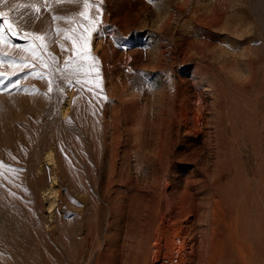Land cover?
<instances>
[{"label": "rangeland", "instance_id": "obj_1", "mask_svg": "<svg viewBox=\"0 0 264 264\" xmlns=\"http://www.w3.org/2000/svg\"><path fill=\"white\" fill-rule=\"evenodd\" d=\"M49 3L10 13L6 39L80 10ZM101 20L102 93L45 95L30 67L0 66V264H167L152 251L167 199L193 252L171 264H264V0H103Z\"/></svg>", "mask_w": 264, "mask_h": 264}, {"label": "snow or ice", "instance_id": "obj_2", "mask_svg": "<svg viewBox=\"0 0 264 264\" xmlns=\"http://www.w3.org/2000/svg\"><path fill=\"white\" fill-rule=\"evenodd\" d=\"M55 2L58 4L62 0H55ZM74 2L80 7L78 12L71 15L52 14L51 16L53 22L65 21L68 25L67 27H61L53 23L49 31L25 30L22 38L27 43L15 44L5 37V25L7 30L11 31L13 35L17 34V29L14 27L10 13L18 7L30 8L39 13L44 4L49 7H51V4L49 0H43V4L39 0H29L28 3H13L10 7H6L7 0H0V18L4 20V24L0 25V66L7 63L9 66L20 67L21 69L30 67L29 76H39L41 79L47 78L48 88L45 95L52 91L63 93L62 84L73 86V81L76 85H81L82 87L87 85L89 90H92L94 85L102 93L100 61L97 56L91 53L90 44L93 34L101 32L103 0H95V2L93 0H74ZM53 32L61 38L57 42L62 51L66 49V44L62 41H68L71 44V47L67 49L70 55L64 57L63 65L59 64L55 55L47 51ZM5 47L9 49L8 52L4 51ZM12 50H16L20 55H12ZM25 53L28 55L25 56ZM29 57L33 61L31 65L27 63ZM0 77L7 79L3 72H0ZM13 83L18 88L20 87L19 80ZM32 87L34 88V86ZM24 90L27 91L26 86ZM102 98L107 99L106 96ZM2 168L3 163L0 162V169Z\"/></svg>", "mask_w": 264, "mask_h": 264}, {"label": "bare ground", "instance_id": "obj_3", "mask_svg": "<svg viewBox=\"0 0 264 264\" xmlns=\"http://www.w3.org/2000/svg\"><path fill=\"white\" fill-rule=\"evenodd\" d=\"M198 119H199V114L194 115L192 110H188V111L186 110V111L183 112V120H184V122H183L182 125L187 130L189 129V130H194V131L197 132L199 130L198 124L200 122V121H198ZM97 206L98 205L96 204V207ZM165 206L168 207V208H172L173 211H170L169 212L168 219H166L165 221H164L165 218L163 220H161V222H160L159 225L162 226V228H160V231L157 232L155 230L156 233H154L152 235L153 236L152 237L153 238L152 239V241H153L152 251H153V256H154L155 259H159L160 258V255L163 253L162 255H164L163 257H165V259L163 258L164 259V262L167 263V264H171L172 261L175 262V263L177 262L178 256L181 258V256L184 257V256H187L189 254L191 255L193 252L191 251L192 249H191V247H189V244H188L186 238L183 236V234H184V227H183V225L185 224L186 221H184L185 219H183L181 221V219H178V217H176V215L178 213H180L182 209L179 208L177 206V204L171 203L170 200H168V199L165 201ZM97 208H99V207H97ZM95 210H97V209H95ZM192 210H194V209H192ZM93 216H94V214H93ZM95 216H94V218L97 219V217H95ZM96 219H93V220L96 221ZM169 226H171V227H169ZM214 233L216 234V232H214ZM215 234H214V236H215ZM214 239L211 238V240L209 242L210 243H213L214 242ZM208 243H207V245H208ZM214 244H212V246ZM208 247H209V245H208ZM213 248H215V247L213 246ZM213 248L210 249V250L213 251ZM218 248H219V245H218ZM206 249H208V248H206ZM206 249H204V250H206ZM204 252L206 254L207 251H204ZM214 254L215 253H213L211 257H209V256H206V258L204 257L205 258V261L207 259V264H210L211 263V261L213 259L212 257H213ZM189 256H188V259L191 260V257H189ZM173 257H175V258H173ZM166 259H168V260H166ZM169 259H170V262H169ZM185 259H187V258H185Z\"/></svg>", "mask_w": 264, "mask_h": 264}]
</instances>
